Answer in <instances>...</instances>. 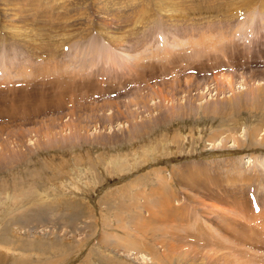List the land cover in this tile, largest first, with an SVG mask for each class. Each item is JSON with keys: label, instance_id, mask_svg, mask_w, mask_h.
Returning <instances> with one entry per match:
<instances>
[{"label": "rangeland", "instance_id": "374dc122", "mask_svg": "<svg viewBox=\"0 0 264 264\" xmlns=\"http://www.w3.org/2000/svg\"><path fill=\"white\" fill-rule=\"evenodd\" d=\"M0 264H264V0H0Z\"/></svg>", "mask_w": 264, "mask_h": 264}, {"label": "crops", "instance_id": "0c3cea01", "mask_svg": "<svg viewBox=\"0 0 264 264\" xmlns=\"http://www.w3.org/2000/svg\"><path fill=\"white\" fill-rule=\"evenodd\" d=\"M105 54H108V53H106V52H100V56L101 55H105ZM97 56H99V55H97ZM108 57H109V55H107V56H101L100 57V59L97 61L98 63H105V64H107V62H108ZM93 60H95L94 58H93ZM96 61V60H95ZM94 63V62H93ZM192 161V162H191ZM189 160V161H187V162H189V163H191V165H189L191 168H194V170L195 171H200V170H202L203 168H199L198 167V165H197V163H195L196 161L195 160ZM202 162H204V161H202ZM204 164H202V166H203ZM203 167H205V166H203ZM250 167H248V169H249ZM254 167H251L249 170L251 171V170H257V169H253ZM188 169H189V167H188ZM248 170V171H249ZM159 170H157V173L156 174H152V173H150V175H151V180L149 181V183H150V185H144V186H142L143 188H139V189H144V192L146 193V195H147V198L146 197H144L143 195H141V193H140V191L139 190H137V192L139 191V193H140V196H141V198L139 199V201H136V203H135V208L137 209V211H136V213H138V215H140L141 217L143 216H147L148 214H149V212H148V209H144L142 206H141V203L143 204L144 202H146V203H148V204H152V205H158L157 204V202H158V200L159 199H161L162 200V197L160 198L159 196H158V193H159V189H158V187H160V184H161V186H162V188H163V190H164V193H165V195L167 194V201H168V203L169 202H171L172 200L173 201H175V197H178L177 195H175V193L176 192H178V191H183V190H187V189H189V190H191L193 187H195V182L194 181H196V179H195V177L194 176H191V178H189L188 177V175L186 174V170H184V171H182V170H180V169H178V170H175V171H172L171 169H165L164 168V170L162 171V173H164L165 175H162V173H160V172H158ZM166 171V172H165ZM155 172V171H154ZM175 173V174H174ZM169 174H171V176H169ZM247 174H249V173H247ZM141 176V175H140ZM150 177V176H149ZM173 179L176 181V184L175 183H173ZM180 179V180H179ZM246 180H247V177H245V180L243 179V182L245 183L246 182ZM152 181L155 183L156 182V185L153 183L152 184ZM144 183V182H142V180L141 179H139V180H134V183L135 184H137V183ZM148 182H147V184H149ZM205 184H206V182H205ZM238 185H241V182H239V181H237V182H235L234 184H233V186H238ZM245 185H247L246 183H245ZM141 186V185H140ZM162 188H161V190H162ZM185 188V189H184ZM188 191V190H187ZM185 194H186V192H184ZM154 194H156L154 197H152V195H154ZM162 194H163V192H162ZM177 194V193H176ZM178 194H179V192H178ZM221 199V198H220ZM245 199V198H244ZM246 202H247V205L249 206V208H250V210H251V212L253 213V215L254 216H256L255 214H254V211L252 210V208L250 207V205H249V201L246 199ZM179 202H175V205L176 204H178ZM245 204V203H244ZM144 205V204H143ZM196 206H197V204H195ZM235 205V204H234ZM138 207V208H137ZM141 207V209H139ZM154 207V206H153ZM179 207V210L181 209V212H183L186 216H189L191 219V222H193V224H194V226L195 227H197V229H201L204 225L206 226L208 223V221H205L204 219H202L201 217H199V215H197V213H195V212H191V210L188 208V207H184V206H182V205H179L178 206ZM149 208V207H148ZM138 209H139V211H140V213H139V211H138ZM189 209V210H188ZM203 211V210H202ZM224 212V211H223ZM225 212H227V211H225ZM202 213V212H201ZM228 213V212H227ZM259 213H257V215H258ZM204 215V214H203ZM205 216V215H204ZM146 218H144V220H145ZM199 222V223H198ZM142 224H144V222H142ZM149 224H150V222H149ZM199 224H203V225H199ZM208 226V225H207ZM170 235V234H169ZM171 237H173V236H171Z\"/></svg>", "mask_w": 264, "mask_h": 264}, {"label": "bare ground", "instance_id": "6f19581e", "mask_svg": "<svg viewBox=\"0 0 264 264\" xmlns=\"http://www.w3.org/2000/svg\"><path fill=\"white\" fill-rule=\"evenodd\" d=\"M229 35H231V34H229ZM173 50H175V49H173ZM241 135V134H240ZM240 135H238V137L240 136ZM259 135H262V134H259ZM242 137V136H241ZM237 138V137H236ZM231 147V146H230ZM194 160V159H193ZM198 160V159H197ZM248 161V160H247ZM251 163V164H250ZM249 164H248V167H252V165H253V160L250 162ZM254 166V165H253ZM260 167V165H258V168ZM260 169V168H259ZM261 170V169H260ZM142 257L144 258V259H147V258H145V256H143L142 255ZM140 258V257H139Z\"/></svg>", "mask_w": 264, "mask_h": 264}]
</instances>
